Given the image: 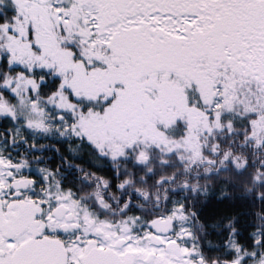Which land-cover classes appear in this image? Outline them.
<instances>
[{
  "label": "snow or ice",
  "instance_id": "snow-or-ice-1",
  "mask_svg": "<svg viewBox=\"0 0 264 264\" xmlns=\"http://www.w3.org/2000/svg\"><path fill=\"white\" fill-rule=\"evenodd\" d=\"M258 121L264 0H0V264H264L259 220L237 231L232 216L224 225L230 231L207 242L214 251L199 243L193 221L200 214L188 199L198 180L174 184L180 196L157 195L148 214L133 209L135 197L149 193L130 191L118 213L124 219L115 218L105 198L109 173L89 175L75 164L78 180H95L90 204L65 179L69 157L54 143L65 142L73 155V141L86 145L100 168L129 159L147 167L160 153L162 167L178 161L188 173L206 163L211 175L229 165L243 171L247 162L201 143L184 165L191 141L237 137L242 149L264 150ZM46 146L56 149L57 164L33 171L25 150ZM206 152L223 158L217 165ZM110 175H122L114 163ZM254 181L264 184V175ZM202 195L201 208L212 193ZM215 199L234 203L235 195L221 185ZM256 199L264 202V193Z\"/></svg>",
  "mask_w": 264,
  "mask_h": 264
},
{
  "label": "trees",
  "instance_id": "trees-1",
  "mask_svg": "<svg viewBox=\"0 0 264 264\" xmlns=\"http://www.w3.org/2000/svg\"><path fill=\"white\" fill-rule=\"evenodd\" d=\"M220 135L226 134H218ZM211 143H208V146L211 147L213 145H219L216 149L217 151L229 152L233 156L237 157L241 162L246 161L247 167L243 171H237L234 167L229 165L227 168H220L218 173H213L211 175H205L204 169L209 167V165L200 164L199 167H192L188 173L183 171V166L179 164L178 161H175V158H172L175 162L169 164L166 167H162L160 164L161 159H165L166 157L158 154V158L153 156V159L147 165V167H140L133 170L135 172L133 177L129 174L125 175V165L128 163H133L131 159L127 161H115L114 164L121 170V177L119 181H114L110 175L111 165L113 162H109L107 160L102 161L104 168L98 167L92 161L95 158L94 154L90 153V150L86 145H81L83 147L82 154V165L84 168V172H87L89 175L95 172L98 175L109 173L105 175V178L109 180L113 187L110 189L108 193L115 194L116 200L121 201L122 203L125 201V197L129 194V192H133L135 189H140L142 192L149 193L147 199L143 196H136V207L133 210H136L138 207L144 208L147 206V209H151L150 203L154 205L156 203L155 197L159 195L161 200H163V196L165 192L168 193L169 196L182 195V191L173 192L174 184H179L181 181L187 178H191L193 181H199V189L195 195L192 196L191 192L188 193V199L194 200L196 209L199 212H202L200 215V220L205 223V225H209L213 227V223H217V227H224L225 224L228 223V220L232 216H236L232 222V227L236 228L237 231L246 228L245 225L254 224L257 220L264 222V202L257 201L256 197L258 193H264V184L256 183L254 181V177L257 175H264V150H255L253 148H240L239 144L242 142V138L232 137L230 140L222 141L220 139L210 138ZM75 142V141H74ZM59 146L60 151L66 153V156L69 158L72 156L71 153L67 150V146L65 142L54 141ZM76 143V142H75ZM51 147V146H47ZM54 148V147H52ZM54 152V150H52ZM68 152V153H67ZM75 152V151H74ZM77 152H75V155ZM74 157L76 158V156ZM157 155V154H156ZM155 155V156H156ZM206 159H212L217 161V165L219 161L223 158L222 156H214L211 152L204 153ZM57 160H55L56 162ZM76 161V160H74ZM190 162L184 159V165H188ZM148 169H153L154 171L150 172ZM146 173L144 176H140L142 173ZM199 173V176L196 174ZM176 175L177 182L172 184L164 183L159 184L157 181L161 176H170ZM125 180H129L130 183L125 187L123 191L117 189L115 187L116 183H122ZM83 182L78 187H73L75 191L85 194L89 193V189L95 187L91 184ZM94 183V180H93ZM221 185H227L230 190L233 191L235 195V202H230L229 200L225 201H217L215 199V192L218 191ZM102 187V186H101ZM207 188L211 193V197H209L208 203L201 208L200 201L203 199L202 191ZM123 198V199H122ZM259 213V216L256 215ZM219 218V219H218ZM230 230V229H229ZM228 232V231H227ZM225 232V233H227ZM224 233V234H225ZM243 239V235L241 236Z\"/></svg>",
  "mask_w": 264,
  "mask_h": 264
},
{
  "label": "flooded vegetation",
  "instance_id": "flooded-vegetation-1",
  "mask_svg": "<svg viewBox=\"0 0 264 264\" xmlns=\"http://www.w3.org/2000/svg\"><path fill=\"white\" fill-rule=\"evenodd\" d=\"M41 143H46V141H41ZM21 149H23V145L20 146ZM72 149L77 152V154L75 155L76 158L74 157L73 153L69 151V149L67 148V150L69 151V153H71V157L69 158V162L70 163H65L64 167H63V171L67 174L65 179L66 180H71L72 182V187H78L80 186L83 182H86L87 180H78L77 177L80 175H83V173H78L76 168H75V164H80L81 168L84 170L83 165H82V154L83 152V147L81 145H78L77 143H75L74 141L72 142ZM52 150H54V152H52ZM26 151V157L30 160V162L33 165V171L36 170V167L39 164H50L52 166H55L57 164L58 161V157L56 154V149L52 148V147H44L42 150H37L35 153H33L30 150H25ZM64 155H66V153H64L63 151H61ZM68 153V152H67ZM157 154V155H156ZM158 154L160 153H155L153 156L155 158H158ZM156 155V156H155ZM34 156H39L40 159L36 160L33 157ZM153 159V158H152ZM55 160H57L55 162ZM76 160V161H74ZM114 163V162H113ZM112 166V165H111ZM125 175L129 174L131 177H133L132 175L135 174V172H133V170H135L136 168H140V167H136L134 166L133 163H128L125 166ZM133 169V170H131ZM136 169V170H137ZM87 173V172H84ZM146 175V173H142L140 176H144ZM177 180V179H176ZM174 182H177V181ZM88 183V182H87ZM89 184V183H88ZM92 185L95 187V180L94 183H92ZM110 191V190H109ZM95 193V189L91 188L89 189V193H79L82 197L87 198L89 200V203L91 204V197L94 195ZM105 198L108 201V203L112 206V209L114 210V213L117 214L115 216V218H119V219H124L123 217H119L118 213H119V209L120 207H122V202L120 201L119 204L115 203L116 200V196L115 194H110V193H105ZM126 198V197H125ZM123 199V198H122ZM156 204V203H155ZM155 204L152 205L150 203V206L152 207L150 210L146 209L147 206H144V209L147 210L146 214L150 213L151 211L155 210ZM161 211H163V206L160 209ZM136 210H133V212ZM131 214V213H129ZM199 214L201 215L202 212H199ZM112 217V214H110V218ZM201 225H203V227H201ZM193 226L195 229L196 234L199 237V243L204 245L207 251H214V249H208L207 248V242L209 240L213 241V243L219 242L222 239V235L227 232L230 231L228 228L225 227H211L209 225H205V223H203V221H201L199 219V222H196L195 220L193 221ZM137 231L140 230V225L138 224L137 226ZM214 261L217 259L216 257L212 258ZM211 264V261H210ZM219 264H222V261L219 262Z\"/></svg>",
  "mask_w": 264,
  "mask_h": 264
},
{
  "label": "rangeland",
  "instance_id": "rangeland-1",
  "mask_svg": "<svg viewBox=\"0 0 264 264\" xmlns=\"http://www.w3.org/2000/svg\"><path fill=\"white\" fill-rule=\"evenodd\" d=\"M255 105L251 103V98L248 97L247 98V102L244 104V109L245 110H251L252 108H254ZM258 127H257V132H259L261 129H264V122L258 121ZM181 128L183 127L182 125L180 126ZM179 128L177 129V132H179ZM217 133V137H218ZM211 137H196L193 141H191V143L188 145V147L190 149H195V151H184L181 154L183 155L185 160H188L189 162H191V160L196 156V151H199V145L205 144L208 145V143H211L210 140ZM144 209V208H143ZM147 209V208H146Z\"/></svg>",
  "mask_w": 264,
  "mask_h": 264
}]
</instances>
